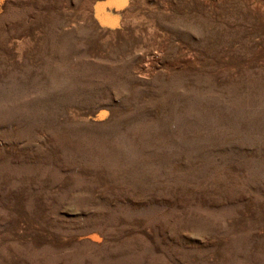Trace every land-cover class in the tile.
Segmentation results:
<instances>
[{"label":"rangeland","instance_id":"rangeland-1","mask_svg":"<svg viewBox=\"0 0 264 264\" xmlns=\"http://www.w3.org/2000/svg\"><path fill=\"white\" fill-rule=\"evenodd\" d=\"M0 264H264V0H0Z\"/></svg>","mask_w":264,"mask_h":264}]
</instances>
